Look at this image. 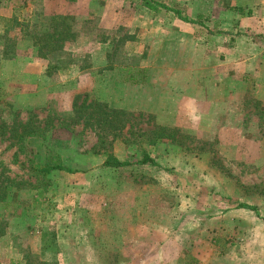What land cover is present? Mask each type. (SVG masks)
<instances>
[{"label": "rangeland", "instance_id": "374dc122", "mask_svg": "<svg viewBox=\"0 0 264 264\" xmlns=\"http://www.w3.org/2000/svg\"><path fill=\"white\" fill-rule=\"evenodd\" d=\"M155 1L0 0V264H264V0Z\"/></svg>", "mask_w": 264, "mask_h": 264}, {"label": "trees", "instance_id": "16d2710c", "mask_svg": "<svg viewBox=\"0 0 264 264\" xmlns=\"http://www.w3.org/2000/svg\"><path fill=\"white\" fill-rule=\"evenodd\" d=\"M142 3L145 7H147L148 9H151L153 11H159L160 10V5L159 3H157L155 0H142ZM63 17L62 16H51L49 19L50 21H52L53 24H57L58 23V20L57 19H62ZM44 36H46L45 39H48L45 44L47 46L50 45V43L52 42V39H53V36L51 34V32L49 33H43ZM45 45V46H46ZM145 70H139L137 69V72L134 74L133 73V70L130 69L128 71V77L126 78V80H129L133 83H138V82H144L146 80V76L145 74H143L141 77H138L139 74L143 73ZM130 74V75H129ZM109 158L106 159L104 161V165L106 166H120V165H123L124 162L120 161L119 159H117L116 157H113L111 156L110 154L108 155ZM148 161H151L150 157L145 155L144 158L142 159V162H148ZM68 170V171H73V169H69L68 167H65L63 164L59 163V162H46L44 163L43 166L40 167V170L44 173H50L51 171L53 170ZM245 206L247 207H250L252 209H256L255 206H249L247 204H245Z\"/></svg>", "mask_w": 264, "mask_h": 264}]
</instances>
